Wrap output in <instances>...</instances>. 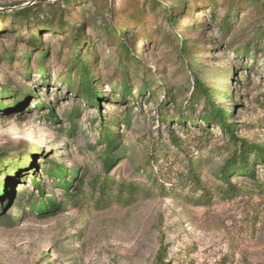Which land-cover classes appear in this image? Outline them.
I'll return each mask as SVG.
<instances>
[{
	"label": "rangeland",
	"instance_id": "1",
	"mask_svg": "<svg viewBox=\"0 0 264 264\" xmlns=\"http://www.w3.org/2000/svg\"><path fill=\"white\" fill-rule=\"evenodd\" d=\"M79 59L97 105L82 95ZM204 92L237 139L264 144L261 0H0V264H264V191L239 175L245 193L216 194L233 147L203 122ZM106 127L120 146L107 173ZM52 165L68 193L84 189L79 206L46 177ZM254 174L264 184V160ZM103 177L134 199L114 188L97 206L89 186ZM38 189L53 213L29 209Z\"/></svg>",
	"mask_w": 264,
	"mask_h": 264
},
{
	"label": "trees",
	"instance_id": "2",
	"mask_svg": "<svg viewBox=\"0 0 264 264\" xmlns=\"http://www.w3.org/2000/svg\"><path fill=\"white\" fill-rule=\"evenodd\" d=\"M264 6V0H261ZM28 9H22L14 12L15 17L26 16L28 14ZM26 19V18H25ZM175 24V19L173 17L167 18V25L169 27H173ZM116 33H119L118 30H115ZM77 37V36H76ZM118 41H121V38H118ZM77 42H80L77 40ZM122 45V44H121ZM123 46V45H122ZM178 51L181 54L188 55V50L185 44H180ZM133 60L137 62L136 57H133ZM79 66L82 70V75L84 76L83 80H81L80 86L82 88V95H84L85 99L89 104L97 105V96L95 95L92 88V81L90 79V74L88 73V69L86 65H84L79 59ZM124 91H119L118 96L130 94L129 90L125 85H123ZM201 91V89H199ZM196 90L193 89L189 99L188 108L193 110V104L195 103L193 100L194 96H196ZM202 93V92H201ZM203 100L205 103V113L203 116V122L205 124H214L216 127L221 129L222 132L227 133L229 137V142L233 147L229 157L224 162L223 166H221L216 172L215 178L217 179L218 186L215 189L216 194L224 199H234L241 194L245 193V186L237 185L231 182V176H244L247 177L251 181L250 189L253 191L254 189H259L260 191H264V184L256 181L254 174V166L264 160V144H253L250 145L244 140L237 139L235 136V126L233 123H227V115L228 113L222 108L217 107L213 104L212 99L209 94L203 93ZM124 122L128 124V115L127 113L124 115ZM118 130V124L114 123L112 126ZM117 132V131H115ZM113 132L110 128H105L101 130L99 141L103 145V150L101 152V162L103 165L104 172L107 173L111 165L115 162L116 157L119 155V136L117 133ZM116 134V135H115ZM172 143L177 146V139L173 138ZM198 165H194L193 168L196 169ZM46 177L52 179L53 181H57L58 185L62 190H64V196L67 198L70 204L73 206H79V204L85 198L84 189L74 188V193H68L69 182L66 181L65 177L67 173L64 169H62L58 165H52L49 168H45ZM71 174V172L69 173ZM34 184V188H38L36 186V182H32ZM81 184V183H80ZM192 186L196 188V190L201 191V199L211 198V194L208 193L206 186L200 182L196 177H194L192 181ZM90 189L92 193H95L98 197L95 201V204L100 208L108 207L112 202V189L115 188L116 195L118 200L123 198L122 194H126V198L128 202H131L134 199V187L132 185H127L125 183H115L113 179H109L107 177H103L100 179H93L90 182ZM39 191V198L36 202L29 204V209L34 211L37 215H43L47 213H53V210L56 209L55 205L52 203L50 199H42L41 190ZM200 200H198L200 202Z\"/></svg>",
	"mask_w": 264,
	"mask_h": 264
}]
</instances>
